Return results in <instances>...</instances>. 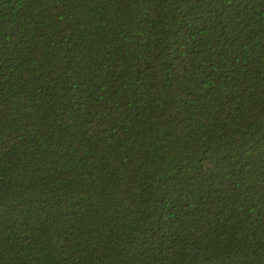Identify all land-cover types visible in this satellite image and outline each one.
Masks as SVG:
<instances>
[{"label": "trees", "instance_id": "16d2710c", "mask_svg": "<svg viewBox=\"0 0 264 264\" xmlns=\"http://www.w3.org/2000/svg\"><path fill=\"white\" fill-rule=\"evenodd\" d=\"M0 264H264V0H0Z\"/></svg>", "mask_w": 264, "mask_h": 264}]
</instances>
